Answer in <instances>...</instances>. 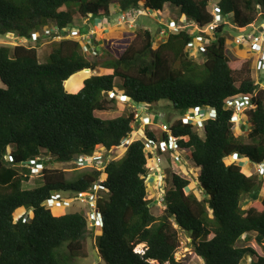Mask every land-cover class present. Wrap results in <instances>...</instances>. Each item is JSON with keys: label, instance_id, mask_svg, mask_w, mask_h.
Listing matches in <instances>:
<instances>
[{"label": "trees", "instance_id": "trees-1", "mask_svg": "<svg viewBox=\"0 0 264 264\" xmlns=\"http://www.w3.org/2000/svg\"><path fill=\"white\" fill-rule=\"evenodd\" d=\"M209 1L0 0V37L12 34L28 40L31 32L47 25L71 29L74 18L109 17L113 3L120 13L138 10L140 15H161L169 4L204 28L214 19ZM215 11L244 28L264 21V0H218ZM226 26L219 22L206 36L205 59L200 62L185 50L193 37L184 29L169 30L157 43L151 30L126 28L132 34L126 44L101 46L94 57H86L77 41L62 40L51 45L42 62L40 40L34 46H0V264H72L87 257L91 242L98 264H182L175 258L179 232L187 234L203 264H240L248 257L249 264H264V256L246 244L253 238L264 251V198L242 204L260 191L263 181L247 176L235 162L264 163V89L251 77L249 60L226 55ZM95 69L97 74L84 79L77 92L66 91L65 86L77 84L74 78L67 82L72 75ZM117 95L137 108L146 107L151 122L155 116L150 106L162 100L182 116L215 111L214 119L203 122L202 134L183 119L167 124L179 151L199 169L202 198L186 194L189 181L172 173V187L163 192L164 209L152 212L145 167L151 155L145 145L165 141L168 134L162 131L157 139L148 128L121 158H102L101 169L93 167L68 179L63 170L48 168L49 163L107 153L131 136L136 110L112 119L94 114L114 107ZM234 97L249 99L241 124L231 121L234 111L226 103ZM246 127L243 139L235 128L243 132ZM231 158L235 161L226 164ZM30 161L42 164L34 177ZM29 179L35 180L32 186ZM96 183V207L103 218L98 235L88 228L82 212L55 216L45 208L56 193L72 196ZM23 212L29 213L26 221ZM140 244L145 246L143 254L134 252Z\"/></svg>", "mask_w": 264, "mask_h": 264}, {"label": "rangeland", "instance_id": "rangeland-1", "mask_svg": "<svg viewBox=\"0 0 264 264\" xmlns=\"http://www.w3.org/2000/svg\"><path fill=\"white\" fill-rule=\"evenodd\" d=\"M116 1V0H113ZM218 0H210L209 4H208V10L212 13L215 14V4L217 3ZM114 4V3H113ZM114 10V8H112ZM173 12V11H172ZM172 12L167 10V14L165 15H159L157 13L151 12V13H147L144 14L142 13V15L137 17V21L135 24H137V27H144V28H149V29H154L155 27H158L159 24L158 22H163L164 24H168L169 25H173L170 22H174L177 24L183 23H189L191 21H187L186 18L184 16H181L179 11H174L173 14ZM167 19V20H166ZM94 20L92 18L91 22L88 23H84L81 19H77L74 18L73 20V24L71 25L72 29H76L78 26L83 28V33H86L88 29L91 28H95V23ZM228 22H232L231 20H229ZM226 20L227 26L225 28V33L234 35L235 33H233L231 31L230 26L228 25L229 23ZM176 24V25H177ZM182 25V24H180ZM136 27V26H135ZM124 28V27H122ZM164 29V28H163ZM161 30V29H160ZM248 30L242 31V33H240L241 35H246ZM37 32H41L37 31ZM249 32V31H248ZM31 34V33H30ZM129 33H124L122 34V36L120 35L118 38H113V42H115L113 44L114 47H120L122 44H126L128 42V39L130 37ZM165 36V34H164ZM2 45H6V46H15V45H32L34 46L35 43H29V42H25L22 41L20 38H18L17 36H13L11 35H6L4 37H0V46ZM51 45H53V43H47L44 39H40V43H39V47H38V57H39V61H46L47 59V55L50 52L51 49ZM186 50V49H185ZM187 52V51H186ZM188 56L191 57L194 60H202L204 58V55L200 54L198 56V58H195L193 55H189ZM199 62V61H197ZM97 69L95 70H83L78 74V76L72 75L67 82L71 79L74 78L73 81H75V83L78 84V87L76 89H74L72 87V85L70 84L71 88H67L68 90H72V91H76L80 89V81H84V79H86L89 76L95 75L97 74ZM261 77L264 79V71L260 72ZM0 87H2V84L0 83ZM66 87V86H65ZM120 93V91H119ZM115 100H116V105L114 107H112L111 109H109L108 111H96L94 114L96 117L100 118V119H112L115 117H118L122 114H125L127 112H133V111H137V115L136 117V123L132 124V128H133V133L131 134L130 138L132 140H137L142 136V133L145 131V128H148L151 132H153L154 136L158 139L161 131V126L162 125H167L169 122H174L175 120L178 119H183L188 120L187 119V115L188 117H190L191 121L189 123L194 124L193 122L196 119H199V121L204 120L207 116H208V111L205 110H201V114L202 117L197 118L196 117V113L190 112V113H185L183 116L179 113V111L175 110L171 103L168 101H159L157 104L151 105L149 111L151 113L154 114L155 119L154 121L149 124V125H141V121L139 119L141 113H144L147 108L140 106V107H135L133 104L130 103V101L126 100L124 97H121L119 95L115 96ZM210 116V114H209ZM196 125V124H195ZM197 127V126H196ZM236 133L238 135H241L243 137V139H246V131H243L241 133H239V131L237 130V128H235ZM199 134H202V128H198L197 129ZM130 141V139L127 141V143L123 146L120 147H113L110 151V155L107 156V154H109V152L105 153L104 155L107 156L105 157V161H108L110 159H114L117 160L119 158H121V156L123 155L125 148L128 146V142ZM10 150V149H9ZM179 152V160L175 159L174 154H171L169 151H166L165 149H160V153H158L157 151L154 153H156L155 155H153L152 157H150L149 159H147L146 165L145 167L147 168L148 172V178L146 180L147 182V188H146V198L148 200H150L149 206L152 207V212L155 214H159L162 212V210L164 209V204L162 203V197H163V192L166 190H169L172 185H171V174H177L185 179H187L189 181V186L187 188H185V193L189 194L192 193L194 194L197 198H202V194H201V189L199 188V184H198V174H199V169L196 168L194 166V164L187 159L184 155L182 150L178 151ZM98 153V152H97ZM101 154V153H99ZM233 160L235 161V158H231V159H226L225 163L226 164H230L231 162H233ZM237 164H239L242 168V171L247 175H255V176H259V178L263 181L261 182V189L260 191H263V194L258 192L256 193L254 196H248V198L246 199V201H243V205H245L248 201L251 200H258L263 198L264 196V171L259 174L258 172V168H256L254 165L249 164L247 161H239L236 160L235 161ZM73 164V166H72ZM72 164H67V163H53V164H48V168H53V169H61L65 172V176L66 178L70 179L73 176L76 175L77 172H81V171H85L88 170L87 167H81L78 168V166L75 163ZM33 172V177L35 176V171H36V167L34 166L33 169H31ZM35 180L29 179V186L33 185V182ZM262 194V195H261ZM62 195L64 197L68 196L67 194L62 193ZM22 210V209H21ZM87 208L85 205H83L82 203H80L79 201H76L74 203H72L69 207H62L61 205L56 207L55 209L52 210V214L55 216L61 215V214H65V213H72V212H82L84 215L86 214ZM97 235L99 234V232L96 233ZM179 237V246L176 250L175 253V258L176 260L180 261L182 264H203V261L198 258L193 252L192 249L189 245L190 243V239L187 237V234L183 233V232H179L178 234ZM241 244L243 242V239H240L239 241ZM92 243V242H91ZM89 243L87 251V257L86 258H79V259H75L72 260V264H98V261L96 259V256L94 254V250L93 245ZM254 250L259 251V247L255 242L251 243ZM247 245L250 246V243H247ZM248 258H246L245 260H243L240 264H249Z\"/></svg>", "mask_w": 264, "mask_h": 264}, {"label": "built area", "instance_id": "built-area-1", "mask_svg": "<svg viewBox=\"0 0 264 264\" xmlns=\"http://www.w3.org/2000/svg\"><path fill=\"white\" fill-rule=\"evenodd\" d=\"M141 14L140 11L138 10H130L126 13H120L117 17L116 24L117 26L124 27V28H134L135 27V21L137 17ZM223 21V18L218 14H214V20L212 24L209 26H206L204 28H200L195 25L193 22H189L186 24L180 23H173L169 27V30H186L190 36H192V40L187 43L185 49L187 52H189V55H193L194 57L196 54H203L204 52V46L206 43V36H211L212 35V29L217 26L219 22ZM177 24V25H176ZM168 31H164V34L166 35ZM97 34V30L95 28L88 29L86 33H78L77 30L74 29H59L54 27L53 25H47L46 27L41 29V32H31L30 39H24L20 38L22 41L29 42V43H36L40 39H44L47 43H56L60 42L62 40H74L77 41L80 44V48L82 53L86 57H94L97 55L99 52V47H97V42L95 41V35ZM11 35V34H7ZM14 36V35H13ZM233 43L235 45H242L243 43L248 45L250 48V51L256 54H263V44H264V32L260 34L256 33H247L245 36H238L233 40ZM260 66L262 69H264V60H261ZM227 105L229 107H232L235 114L231 118L232 122H238L241 121L240 119V114L244 111V109L249 106V99L246 97H234L230 98L227 100ZM211 113L214 111L211 110ZM197 118L200 117V115H196ZM151 118L152 114L148 113L145 111L144 113H141L139 119L141 121V125L144 124L149 125L151 124ZM187 119L185 120L186 122H190L191 119L187 115ZM194 125L196 124L197 128L202 127V121H199V119H196L194 122ZM239 123V122H238ZM161 131L165 132L168 134V138L165 141L157 140L155 142L147 141L145 145V151L146 153H149L151 157L155 155L154 151L162 150L165 149L166 151H169L171 154H174L175 159L179 160V149L177 146L178 139L174 138L170 134L169 126L167 125H162L161 126ZM240 133V132H239ZM130 139L128 144L132 142L133 140L128 137L125 138L121 141L120 146H123L127 143V141ZM118 146V147H120ZM109 151V154L110 155ZM101 153V154H99ZM105 153L103 151H100L96 153L93 156L86 157V156H79L76 158L75 161L73 162H68L67 164H72L75 163L78 168L84 167L87 169H91L93 167L96 168H102L100 166L99 161L102 158H105L107 156L104 155ZM31 169L33 167H36L35 171V176L41 171V165L38 164L36 161H30L28 165ZM73 166V164H72ZM263 166L264 165H258V172L262 173L263 172ZM32 172V170H31ZM33 175V172H32ZM100 186L99 183L94 184L92 187H90L87 191L85 192H79L75 195L72 196H66L64 197L61 193H56L54 194L51 198L47 199L45 202V208L49 210H53L58 206L62 207H69L72 203L79 201L83 205L86 206L87 212L85 214L86 221H87V226L89 229L92 230V232L95 234L97 231H99L102 226H103V218L99 210H97L96 204L97 200L99 198V195L97 194ZM163 203V201H162ZM29 213L23 212L22 214V220L26 221L27 216ZM145 246L144 244L137 245L134 248V252L138 254H143L144 253Z\"/></svg>", "mask_w": 264, "mask_h": 264}, {"label": "crops", "instance_id": "crops-1", "mask_svg": "<svg viewBox=\"0 0 264 264\" xmlns=\"http://www.w3.org/2000/svg\"><path fill=\"white\" fill-rule=\"evenodd\" d=\"M112 8H114V10ZM167 10L170 12L178 11L177 8H175L169 4H164L161 15L167 14L166 13ZM173 12H172V14H173ZM119 14H120V12L118 11L116 4L114 3V4H111V6H110V16L109 17H107V18H93V19H95L94 25H95V29L97 30V34L95 35V41L97 42V47H99V50H100L101 46L110 47V48L113 47V44L115 43L112 40L113 38H116V37L118 38L120 35L122 36V34L128 33L126 31V28H122L120 26H117V24H116V20H117V17ZM81 20L83 21V24L84 23L89 24L92 19H81ZM229 20H231V19L230 18L227 19V22ZM170 23L173 24L174 22H170ZM228 23H229L228 25L231 28V31L235 34L231 35V34L224 32L226 55L228 56V58L230 60H249L251 77L253 78V80L255 82H257L259 84L260 88L264 89V79L260 75V72L264 71V69H262L260 66L261 60H264V53L263 54H256V53L251 52L249 46L244 44V43L242 45H235L233 43V40L236 37L243 36L240 34V33H242V31L248 30L249 32L246 31L247 33H256V34L263 33L264 32V21H259L258 23L251 24V25L244 27V28L237 27L236 25L233 24V22H228ZM158 24H159V26L155 27L154 29H149V28H147V29L154 32L155 42L160 43L165 37L164 31L165 30L169 31V27L171 25H169V23L164 24L163 22H158ZM135 26L137 27V24H135ZM78 29H80L81 32L83 33V28L81 26L80 27L78 26L74 30H78ZM130 36H132V35H130ZM198 56H199V54H196L195 58H198ZM197 61H199V62L204 61V58L202 60H197ZM77 73H79V72H77ZM82 86H83V81L81 80L80 81V88ZM77 87H78V84H76V86H74L73 88L76 89ZM65 89L69 93H75L78 91V90H76V91L71 90L70 91L66 87H65ZM247 130H248V128L246 127L245 131H247ZM238 131L240 133L242 132L240 130H238ZM249 164H251V163H249ZM251 165H254V164H251ZM259 192L263 194V191H259ZM263 198H264V196H263ZM263 198H261V199H263ZM261 199H259V200H261ZM249 202H251V201H248L247 203H249ZM252 242H254L253 238H251V240L248 241V243H250V246L253 248V246L251 244ZM256 252L259 255L264 256V251L261 247H259V251H256ZM248 260H250L249 257H248Z\"/></svg>", "mask_w": 264, "mask_h": 264}, {"label": "clouds", "instance_id": "clouds-1", "mask_svg": "<svg viewBox=\"0 0 264 264\" xmlns=\"http://www.w3.org/2000/svg\"><path fill=\"white\" fill-rule=\"evenodd\" d=\"M217 13V12H216ZM215 13V14H216ZM219 14V13H218ZM220 15V14H219ZM213 16H214V14H213ZM223 18V17H222ZM214 20V19H213ZM222 22V21H221ZM223 22H225L226 23V21L223 19ZM200 55V54H199ZM204 59H205V57H204ZM248 107V106H247ZM230 108H232V107H230ZM233 109V108H232ZM201 110H203V109H201ZM205 110H207L208 111V116L204 119V120H202V126H203V122L205 121V120H207V119H214L215 118V111L213 110V109H205ZM204 110V111H205ZM211 110H213L214 111V113L212 112H210ZM245 110V109H244ZM200 111V110H199ZM234 111V110H233ZM186 113H190V112H186ZM196 113V115H200V117H202V114H200V113H198L197 114V112H195ZM209 114H210V116H209ZM234 114H235V112H234ZM233 114V115H234ZM242 114V113H241ZM241 114H240V116H241ZM233 117V116H232ZM240 119H241V117H240ZM239 122V124H241L242 123V120L241 121H238ZM241 122V123H240ZM152 123V122H151ZM200 128H202V127H200ZM198 129V128H197ZM65 163H68V162H65ZM41 165V169H42V164H40ZM261 165V164H260ZM262 165H264V163L262 164ZM254 166L257 168V166L258 165H255L254 164ZM263 171H264V166H263ZM259 174H261V173H259ZM23 210V209H22Z\"/></svg>", "mask_w": 264, "mask_h": 264}, {"label": "bare ground", "instance_id": "bare-ground-1", "mask_svg": "<svg viewBox=\"0 0 264 264\" xmlns=\"http://www.w3.org/2000/svg\"><path fill=\"white\" fill-rule=\"evenodd\" d=\"M204 110H205V109H203V111H204ZM200 112H201V111H198L197 114L200 113ZM200 114H201V113H200Z\"/></svg>", "mask_w": 264, "mask_h": 264}, {"label": "water", "instance_id": "water-1", "mask_svg": "<svg viewBox=\"0 0 264 264\" xmlns=\"http://www.w3.org/2000/svg\"><path fill=\"white\" fill-rule=\"evenodd\" d=\"M94 254H95V256H96V253H95V251H94ZM97 258V257H96ZM98 259V258H97Z\"/></svg>", "mask_w": 264, "mask_h": 264}]
</instances>
